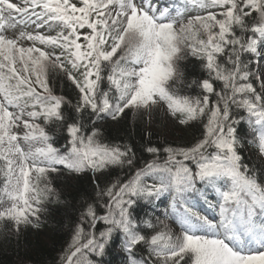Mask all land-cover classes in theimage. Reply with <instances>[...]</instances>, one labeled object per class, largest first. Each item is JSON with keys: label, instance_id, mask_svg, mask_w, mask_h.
Here are the masks:
<instances>
[{"label": "snow or ice", "instance_id": "snow-or-ice-1", "mask_svg": "<svg viewBox=\"0 0 264 264\" xmlns=\"http://www.w3.org/2000/svg\"><path fill=\"white\" fill-rule=\"evenodd\" d=\"M79 4L0 0V203L11 202L0 210V220L13 221L18 230L22 223L32 222L30 217L38 219L41 205L53 193L49 183L41 182L49 172H59L58 166L83 173L133 165L130 148L102 143L99 130L85 135L79 123L66 125L65 151L53 146L52 137L36 121L65 120L62 108L70 102L55 95L48 83L49 69L58 70L79 91L77 112L87 108L97 116L117 119L129 108L150 111L163 104L171 115L182 117V125L206 118L203 138L190 147L165 148L163 160L159 148L148 147L154 159L104 193L109 197L107 215L97 217L95 208L87 207L85 216L92 227L98 219L113 226L100 233L103 241L119 229L129 251L145 242L129 216L133 198L168 193L174 208L179 205L184 231L178 236L160 231L147 241L158 264H264V177L258 179L242 163L233 126L238 121L231 118L233 106L246 111L264 153V91L257 90L253 79L262 90L264 81L252 67L264 61V0H183L179 8L159 5L158 0ZM206 9L219 11L184 22L186 13ZM254 13L258 22L247 23ZM17 24L49 30L59 25L61 30L56 35L22 32L10 38L5 29ZM86 28L90 31L85 33ZM25 40L31 46H23ZM37 44L61 52L50 53ZM185 51L204 61L209 78L200 82L203 96L181 95L173 86L176 61ZM103 80L107 91L101 90ZM214 81L222 82L220 91ZM19 127L25 129L23 135L14 131ZM208 192L215 199L207 204L215 210L212 219L190 203L201 196L208 201ZM104 247L95 234H85L78 226L66 264H92L84 250L103 254Z\"/></svg>", "mask_w": 264, "mask_h": 264}, {"label": "trees", "instance_id": "trees-1", "mask_svg": "<svg viewBox=\"0 0 264 264\" xmlns=\"http://www.w3.org/2000/svg\"><path fill=\"white\" fill-rule=\"evenodd\" d=\"M72 2L81 6L79 0H72ZM158 4L179 8L183 6V0H158ZM209 11L215 12L219 9L188 13L205 15ZM188 19L186 13L184 21ZM255 22H258V17L254 13L252 17L248 18L247 23ZM89 31L87 28L83 30L85 33ZM81 42L83 43V41ZM53 49L51 52L60 54L61 49ZM182 56L183 58L178 60L176 65L178 77L173 82V86L181 95L193 97L205 95L199 86L200 82L209 78L204 61L188 54L187 51ZM262 63L264 64V61ZM68 67L79 78V73L72 70L70 66ZM252 67L258 73V64ZM107 71L108 66L105 63L104 72L107 73ZM56 76V81L52 83L50 80L49 86L55 95L62 96L70 102L62 108L65 120L52 123H47L42 118L38 120L52 137L53 146L60 149L61 152L65 151V145L69 142L66 125L79 123L85 135L99 130L98 138L102 143L130 148L134 153V162L132 166H109L103 172L75 173L63 166H58L60 167L59 172H49V184L53 193L41 205L42 211L39 213V218H34L28 224L22 223L15 232L12 221L7 219L0 221V264H65L67 254L74 250L71 245L78 226H83L85 234L89 232L95 234L105 244L103 254L84 250L92 264H132L133 260L143 261L146 264H158L156 258L151 254L152 249L147 241L160 231H170L173 236L176 234L178 236L184 231V226L177 213L179 205L174 208L171 194L133 198L136 202L129 207V216L135 231L144 235L146 241L134 246L130 251L126 246L127 238L119 229H114L111 237L107 241H103L100 233L113 226L98 219L95 222V227H92L91 218L85 216V212L87 207L92 205L97 217L107 215L109 208L106 205L109 203V197L104 193L117 181L124 182L131 178L136 170L154 159L153 154L146 151L148 147L159 148L161 160L166 155L165 148L190 147L197 140L203 138L206 118L182 125L179 123L182 117L172 115L178 123V135L175 139L167 138L144 123L134 120L129 109H126L123 115L117 119H112L107 114L97 116L87 108L83 112H77L75 106L80 99L78 89L64 72L58 71ZM253 83L258 91H264L261 89L260 83L254 79ZM214 85L217 91L222 89V82L214 81ZM100 87L102 91H107L109 87L107 80L101 81ZM216 98L215 93L212 94L211 99L215 101ZM231 118L238 121L233 126L236 129V148L242 157V163L247 164L258 179L264 177V153L258 147L257 131L248 123V114L244 109L233 106ZM152 182L149 181V183ZM208 197V201H205L201 196L193 198L190 203L202 214H207L212 219V212L215 210L210 211L207 204L215 203V199L211 192H208ZM86 238L87 235H85Z\"/></svg>", "mask_w": 264, "mask_h": 264}, {"label": "rangeland", "instance_id": "rangeland-1", "mask_svg": "<svg viewBox=\"0 0 264 264\" xmlns=\"http://www.w3.org/2000/svg\"><path fill=\"white\" fill-rule=\"evenodd\" d=\"M13 2H19V0H13ZM185 22H187V21H185ZM178 27H179V25H178ZM60 30H61V28L59 25H57L56 27L49 30L48 26H45L44 28L40 29V28H37V26L35 24H29V25L17 24V26L14 29L6 28L5 32H6V35H8L10 38H18L22 32H27V33L39 32V33H42L45 35H56ZM201 38H204L203 33H201ZM21 43L25 47L31 46V44H32L31 41H27V40L21 41ZM37 46L43 48L46 51H49L50 53L52 51V48H50V47L39 45V44H37ZM183 53H181V55H183ZM118 55H119V53H118ZM177 62H178V60L176 61V65H177ZM258 67H259L258 73L261 74V81H264V64L262 63V61H260L258 63ZM57 74H58V70L53 71V70L49 69L48 83L50 82V80L52 81V83L55 82L56 81L55 77H57L56 76ZM51 75H53V76L51 77ZM129 110L132 113L134 120H138V121L144 123L146 126L151 128L152 130L160 132L162 135H164L167 138L175 139L177 137V135H178V123L173 118V116L170 115V113L167 110L165 105L161 104L159 106L153 107L150 111L143 110V109L136 110V109H132V108H129ZM25 119H27V117H25ZM36 123H39V122L36 121ZM39 124L42 127H44L41 123H39ZM14 131L23 135V133L25 132V129L23 127H19V128L14 129ZM20 143L25 148V150L28 149L27 144H25L23 141H20ZM0 181H2V180H0ZM45 182L46 183L50 182V178H49L48 174H47V180L46 181L42 180L41 183L43 184ZM10 204H11V202L8 201L7 199H5L3 203H0V210L9 207ZM30 219L32 221L34 218L30 217ZM12 223L14 224L13 221H12ZM13 229L15 232L17 229L15 227V225H14ZM176 236H177V234H176Z\"/></svg>", "mask_w": 264, "mask_h": 264}]
</instances>
